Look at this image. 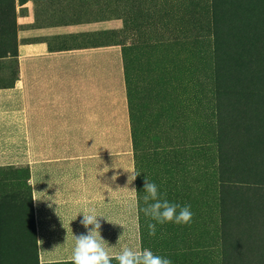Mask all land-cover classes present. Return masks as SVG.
I'll list each match as a JSON object with an SVG mask.
<instances>
[{"label": "rangeland", "instance_id": "374dc122", "mask_svg": "<svg viewBox=\"0 0 264 264\" xmlns=\"http://www.w3.org/2000/svg\"><path fill=\"white\" fill-rule=\"evenodd\" d=\"M27 3L38 17L48 14L62 25L69 48H122L131 123L118 127L117 168L140 175L132 208L129 193L126 198L133 228L118 238V247L139 244L172 264H219L218 176L210 141L213 31L224 17L223 0H0V56L15 53L17 11L21 6L25 13ZM146 177L169 201L191 206L190 225H157V235H148L141 211ZM27 178L0 176V264H41ZM117 194L120 215V185ZM198 252L204 254L200 262Z\"/></svg>", "mask_w": 264, "mask_h": 264}, {"label": "crops", "instance_id": "0c3cea01", "mask_svg": "<svg viewBox=\"0 0 264 264\" xmlns=\"http://www.w3.org/2000/svg\"><path fill=\"white\" fill-rule=\"evenodd\" d=\"M28 3L17 11L15 53L0 56V176L28 177L41 264L72 263L88 208L105 218L101 235L115 254L133 228V169L117 168L118 127L131 123L122 48H69L62 25Z\"/></svg>", "mask_w": 264, "mask_h": 264}, {"label": "trees", "instance_id": "16d2710c", "mask_svg": "<svg viewBox=\"0 0 264 264\" xmlns=\"http://www.w3.org/2000/svg\"><path fill=\"white\" fill-rule=\"evenodd\" d=\"M223 7L213 31L210 141L218 176L219 264H264V0H223ZM34 226L36 232L35 217ZM194 256L204 260L203 253Z\"/></svg>", "mask_w": 264, "mask_h": 264}, {"label": "clouds", "instance_id": "9594fccd", "mask_svg": "<svg viewBox=\"0 0 264 264\" xmlns=\"http://www.w3.org/2000/svg\"><path fill=\"white\" fill-rule=\"evenodd\" d=\"M90 119H96V117L92 116ZM139 175L140 173L129 175L128 183L131 184ZM115 179L116 177H113V180ZM131 191L136 193L135 189ZM144 193V207L141 211L149 221L147 223V231L150 237L157 235V225L175 224L183 226L191 224L194 215L191 211V206L169 201L167 193H162L159 186L154 182H150L147 177L144 183ZM33 200L36 201L35 198ZM78 215H82L81 223L88 231L87 234L73 235L72 264H112L113 260L117 264H172L167 257L157 255L151 249L143 248L139 244L135 246L126 244L120 251L113 254L111 251L112 247L101 235L102 226L99 220L105 218L99 215L95 208L85 209ZM38 242L41 243L40 241Z\"/></svg>", "mask_w": 264, "mask_h": 264}]
</instances>
